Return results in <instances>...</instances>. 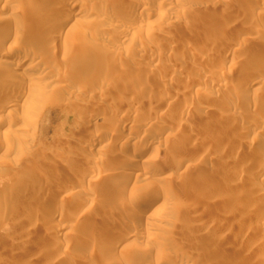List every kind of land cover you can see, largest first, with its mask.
Returning <instances> with one entry per match:
<instances>
[{"label":"rangeland","instance_id":"374dc122","mask_svg":"<svg viewBox=\"0 0 264 264\" xmlns=\"http://www.w3.org/2000/svg\"><path fill=\"white\" fill-rule=\"evenodd\" d=\"M12 1L18 14L0 5L3 29L26 25L36 6ZM42 1L39 32L27 36L36 58L14 67L21 80L5 81L0 59V264H125L101 260L107 246H86L122 222L189 225L198 235L175 231L199 254L189 264H264V0H137L136 12L127 0H83L78 27L63 33L62 12L46 19L58 1ZM60 63L82 76L46 91L41 80ZM18 90L16 105L9 92ZM125 123L140 132L113 128ZM141 151V177L125 188L126 159ZM157 192L163 200L146 213L157 217L138 221L134 210Z\"/></svg>","mask_w":264,"mask_h":264},{"label":"bare ground","instance_id":"6f19581e","mask_svg":"<svg viewBox=\"0 0 264 264\" xmlns=\"http://www.w3.org/2000/svg\"><path fill=\"white\" fill-rule=\"evenodd\" d=\"M57 1H58L57 4L49 6V8L47 9L48 15H47L46 19L51 20V18L54 17L56 14L62 12V14H63L62 20L63 21H61L59 33H63V31L64 32L74 31L78 27V22H79L78 16L84 12L85 5L83 4V0H57ZM117 2H119V1H117ZM1 4H4L2 6L3 10L6 9L11 13L18 14L17 12H19L20 6H19V4H16L14 1H12V0H0V5ZM35 4H36V6L33 5V6L29 7L27 9V11H25V13L27 15V18H26V20H27L26 25L27 26L25 25V22L19 21L16 23L7 24V27L5 26L6 28L4 27V29L2 28V26L0 27V59L2 60V66L5 69L7 68L8 70H10V72H8V73L6 72L4 75H2V78H4V80L7 78L12 79V80H14V79L21 80V78L25 75L24 74L25 71L24 72H18V73L14 72V67L17 66L21 69V66L32 64L36 58V53H34L33 51L30 50L31 44H29L27 42V40H28L27 36H28V33H31L32 35H34V34H37L39 32V28H37L35 25L37 23L36 22L37 17L40 14V13H38L37 10H39V7H47L48 4H46L42 0H35ZM125 5H126L125 6L126 9H129V11L133 10L134 12L138 11L139 8H142V4L137 0L136 1L135 0H127V3ZM166 5L168 6L169 3H167ZM64 7H65V9L63 11ZM250 9H252V8H250ZM100 10L104 13L108 12L110 14V16L115 18V19H119V15L116 12H114L112 10L108 11L104 8V6H103V8L101 7ZM63 12H65V13H63ZM131 33H132L131 29H123L121 36L126 38ZM234 44H232V46H234ZM235 46H236V44H235ZM149 53H150L149 57L151 58V62H153L155 57H156V53H154L153 50L150 51ZM69 57H72V56H69ZM64 61L66 62L67 58ZM68 61L72 62L71 59L70 60L68 59ZM68 61H67V63H69L71 65V63ZM62 65H64V64L62 63L60 65L61 67H58L56 69H53V70L50 69L49 72L46 74V76L41 80L40 86H42L43 88H46L45 89L46 91H48V89L50 90L51 88H54V90H55L56 87H60V86H62V84L64 85V84L68 83L69 82L68 80L73 79V81L75 83L77 80H79L81 78L80 76H82L81 75L82 72H79L80 70L77 71V69H74L77 67H74L72 69V67H73L72 65H71L72 67H70V65H68L69 67H66L67 65L65 67H63ZM263 70H264V68H263ZM119 72L123 73L122 70ZM254 76H255V78L252 76V78H254L253 83H255L259 78H262V74H260V73H257ZM8 81H11V80H8ZM14 82H16V81H14ZM106 82H108V81H106ZM18 91H19L18 93H16L17 91L16 92H14V91L9 92V96L11 97V99L13 98V101L10 100V102H9L10 104H11V101H12V103H14L16 105H18L17 103L21 102L20 100L22 99V93L20 90H18ZM137 91H138V89H137ZM41 92H43V91H41ZM41 92H40V90H37L36 93L34 94V97L37 96L39 98V101H41L40 102L41 104H46L47 101H49V100L47 97H45L43 94H41ZM131 92H133V95H135L134 91H131ZM130 94H132V93H130ZM46 96H47V94H46ZM8 100H7V102H8ZM14 104H12V106L10 107V109H9L10 112H12L13 110H15L17 108V106ZM2 105L4 106V103H2ZM9 105H5V106L9 107ZM2 108H1L0 112L7 110L6 109V110L2 111ZM101 111H103V110H101ZM0 114H2V113H0ZM3 114H4V112H3ZM98 115H100V114H98ZM96 117L99 118V116H97V114L93 115L92 118L96 119ZM113 128H115V129L117 128V130H119L121 132L126 131V129H129L131 132H134V131L140 132V129H141V127H136V126L129 125V124L127 125L126 123L113 125ZM245 128H246V130L247 129L250 130V126H246ZM166 130H167V127L164 131H166ZM252 131H253V129H252ZM163 133H161V134H163ZM119 135H120V133H119ZM97 146H98V143H93L92 149H96ZM142 152H144V151L137 152V154H135V155H130L126 159L129 162L128 164H130L131 165L130 167H132V168L130 169V173L128 172L129 174H126V176L128 175L129 177L123 183V186H125V188L128 186V184H130L129 181H130L131 177H132V179H138L141 177L140 171H138V169L136 167H138L141 160H143L145 158L143 156ZM149 160L150 159H148V161ZM127 161H126V163H127ZM171 164H172V162H171ZM183 166H185V163H183L182 161H179L177 164V167L182 168ZM129 168H128V170H129ZM160 168H156L155 172L161 173L162 171H165L164 169H166L168 167L163 168V170H162V166ZM49 177H51V176H49ZM30 179H31V177H30ZM54 179H56L55 176H54V178L51 177L50 179H47V180L48 181L49 180L55 181ZM34 180H35V178H34ZM79 184H80V182L78 183V185ZM31 185H32V183H31ZM71 187H73V186H68L67 188L71 189ZM162 197H164L163 194H160L159 192H157V194L152 195L148 199L149 200L148 203L144 204L142 210L140 209L139 212L132 209L134 207L129 206L128 214H129V212H132V210H134L135 213L134 212L133 213L137 217L138 221H140V220L142 221L143 217H149L151 219H154L155 217H157V214H146V213L148 212L150 207H152L153 205H157L158 201L160 199L163 200ZM160 215H163V214L160 213ZM164 215H166V214H164ZM164 215L162 218L167 217ZM157 221H159V220H156V222ZM138 223L133 224L130 227H128L125 222H122L119 224L118 232H116L112 238L108 237V235L101 236L97 240L96 244L95 243L90 244L91 242H89L88 244L86 243V246L90 251H96V250H98V248L100 246H105V247L107 246L109 248V250L107 248L106 252H97L99 257L101 258V260H103L105 263H107L109 261L111 262L112 258L115 256V254L125 258V260H127L125 262V264H133L136 262L138 264L139 263L140 264H160L163 262H166L167 264H169L172 261V258H173V260H175L176 258L180 259L182 262H184V263L186 262L187 264H189V261L192 262L194 259L196 260V258L199 257V254H197V251H195L193 249H189V250L187 249L186 250V247H187L186 244L187 243H184L182 239H180L179 237L176 236L177 235L176 232L179 233L180 235H184V233H188V232L192 231V229L189 227V225L183 227V226H180L179 223L178 224L176 223L177 224L176 225L175 223L170 222L174 226L171 225L172 227L170 226V229H169V228H166L163 224L161 225V223L158 222L154 225L153 228H151V227L142 228V226ZM59 230H61V229H59ZM193 231H192V234L190 232L191 235H193V233L197 234V231L196 232H193ZM197 235H196V238L198 240H200L199 239L200 236L197 237ZM141 243L145 244L144 248H142ZM169 250H171V252H169ZM166 251H167V253H166ZM151 252L155 253V255H156L154 257L155 258L154 262L151 258H150L151 260L149 258L147 260H146V258L144 259V256L147 255L148 253H151ZM72 256L73 257L75 256L74 258H79L78 255H72ZM147 256L149 257V255H147Z\"/></svg>","mask_w":264,"mask_h":264}]
</instances>
